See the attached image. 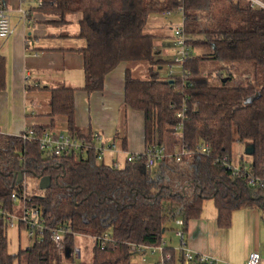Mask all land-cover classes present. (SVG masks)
<instances>
[{"label":"trees","instance_id":"1","mask_svg":"<svg viewBox=\"0 0 264 264\" xmlns=\"http://www.w3.org/2000/svg\"><path fill=\"white\" fill-rule=\"evenodd\" d=\"M0 2L4 7L5 1ZM32 10L55 16L49 21L53 24L67 23L69 14L79 16L74 37L84 41L77 48L84 76L80 90H102L106 74L121 62H144L141 77L125 69L120 116L124 118L126 107L142 112L145 148L133 160L98 158L90 147L95 132L74 121L77 88L28 86L49 93V123L30 128L41 135L60 117L65 132L88 148L53 155L39 149L37 139L0 133L3 210L20 213L25 197V204L37 206L43 218L40 240L10 253L7 216L0 215V264H134V245L160 244L177 218L186 232L187 222L200 216L204 200L213 201L221 227L229 225L236 209H264V188L235 178L221 165L224 156L231 159L235 143H251L254 152L240 164L248 163L253 175L264 176V8L251 7L247 0H35L25 11ZM174 11L182 14L191 51L179 73L163 77L161 61L153 56L155 36L144 29L149 16ZM207 61L215 63L211 75L203 71ZM4 86L5 58L0 55V90ZM250 96L255 98L246 102ZM182 107L180 118L176 113ZM114 137L123 149L125 137L120 131ZM204 144L207 154L198 150ZM160 146L167 155L147 167L145 149ZM180 151L188 153L175 160ZM18 173L22 179L16 183ZM43 176L50 177V185L41 190ZM28 179L34 180L30 188ZM58 226L71 230L64 235L63 249L52 239ZM104 233L111 240L103 249L93 244L89 261L79 260L81 253L76 256L70 249L77 235ZM164 252L170 255L165 264H182L181 251L166 246ZM190 264L217 263L195 259Z\"/></svg>","mask_w":264,"mask_h":264},{"label":"crops","instance_id":"2","mask_svg":"<svg viewBox=\"0 0 264 264\" xmlns=\"http://www.w3.org/2000/svg\"><path fill=\"white\" fill-rule=\"evenodd\" d=\"M4 1L3 8L13 31L9 37L0 38V55L5 58V86L0 90V133L19 135L26 128L49 123L48 91L28 90V86H68L77 88L74 93L76 126L98 132L117 145L116 151H105L103 158L123 159L127 153H141L145 148L142 112L126 107L124 118L120 114L125 69L144 70V62H121L106 74L102 90L92 93L80 90L84 76L82 56L77 48L84 41L74 37L79 16L69 14L67 23L53 24L49 21L56 19L55 16L32 10L23 21L21 10L32 9L35 0ZM168 15H151L146 23L144 31L157 39L155 54L162 51L158 48L162 45L160 37L164 36V27L170 22ZM52 129L62 131L63 119L57 118ZM116 131L125 137L123 149L120 139L114 137ZM203 202L200 216L187 222L186 247L214 259L217 264H245L248 253L256 251L260 264H264V209L259 206L236 209L231 213L229 225L221 227L213 201ZM172 244L166 241L167 247L174 248ZM133 253L134 264H142L140 256ZM157 258L148 260L154 262Z\"/></svg>","mask_w":264,"mask_h":264},{"label":"built area","instance_id":"3","mask_svg":"<svg viewBox=\"0 0 264 264\" xmlns=\"http://www.w3.org/2000/svg\"><path fill=\"white\" fill-rule=\"evenodd\" d=\"M251 7H261L264 8V2L262 0H247ZM27 12L25 10H21L20 19L25 21L26 20ZM13 31L10 17L6 13L5 9L2 7L0 2V38L5 39L11 35ZM186 36L183 31V21L180 26H178L174 31V60L172 63L182 64L190 56V47L186 44ZM179 71L174 72L172 70V65L169 64V71L168 74L179 73ZM185 107H182L176 113L177 117L183 118L184 116ZM181 128V122L175 128L176 133L179 132ZM23 138H30V139H37L39 149L44 150L53 155H63L69 154L73 151H82L86 149L84 142L78 140L77 138L69 135L65 131H55L53 129H46L44 130L41 135H37L33 128H26L22 133H20ZM94 144L90 145V147H94L98 152V158L104 156L105 151L111 150L116 151L117 145L113 139L106 140L104 136L100 133L94 134ZM88 148V147H87ZM198 150L204 154L209 152V146L207 144L199 146ZM188 152L180 151L176 152L175 160H179L181 155H186ZM136 154L138 153H127L126 158L128 160H133ZM146 156L145 165L147 167L152 166L156 163L157 160L163 158L167 153H165V149L163 146L160 147H147L144 151ZM221 165L224 166L226 169L230 170L232 176L235 178L244 179L249 185L252 186H261L264 188V176L258 177L252 174L251 167L248 163L237 165L232 163L231 159H228L227 156H224L221 159ZM113 166L117 167L118 162L115 160L113 161ZM11 199L16 201L17 196L15 192L11 193ZM28 199L24 197L23 204L20 206L19 212L20 213H6L3 210V206L0 204V215L4 214L7 216V225H14L13 220H16V223L19 222L25 223L27 225L28 236L33 240H40V236L42 234V222L43 218L41 217V213L37 206H27L25 201ZM175 224L177 228L174 230L175 235L179 238V245L176 247V250L181 251L183 253L182 257V264H190L195 259L200 261H207L209 263L215 262L214 259L206 257L204 255H200L197 253L192 252L186 247V240L184 231L182 228V219L177 218L175 220ZM71 230L69 227L58 226L53 233L52 239L56 243V245L63 249V238L66 233H70ZM83 236V235H82ZM90 237V236H86ZM93 241V244H98L100 249L104 248V245L107 241L111 240V237L108 234L102 235H95L90 237ZM166 240L162 239L161 243L158 245H145V244H137L134 245L132 251L136 252L140 256V262L142 264H165V259L168 258L170 255L168 252H164L166 248ZM72 252L78 256L81 253L80 248L73 244L70 248ZM155 256L158 255V258L154 262H148L147 256ZM245 264H260V255L256 251H251L248 253L246 257Z\"/></svg>","mask_w":264,"mask_h":264},{"label":"rangeland","instance_id":"4","mask_svg":"<svg viewBox=\"0 0 264 264\" xmlns=\"http://www.w3.org/2000/svg\"><path fill=\"white\" fill-rule=\"evenodd\" d=\"M156 15H160V14H156ZM168 19L170 20L171 23L169 22V24L164 27V36L160 37L162 45L159 46L158 49L162 51H160V53L158 54H155V52L153 54V56L157 60L161 61L160 63L161 68L159 69V72L163 77H165L168 74L169 64L172 65V70L174 72L179 71L181 68L180 64L172 63V61L174 60V52H175L174 31L182 23V14L180 11H174L169 14ZM156 41L157 39H155L153 46L156 44ZM154 49H156V47H154ZM214 66H215V63L213 64L212 62L207 61V63L203 66V71L206 74L209 73V75H211L210 72L212 71V68ZM134 72H135V75L139 77L143 76L144 74L143 69H136V71ZM168 148L171 149L172 147L169 146ZM242 158L244 159V161L249 160L248 155L244 154V145L241 143H235L232 146V150H231V161L232 163L239 165L241 163V160L243 161ZM26 183H27L28 188H30L34 184V180L28 179ZM13 222H14V225H9L7 228V236H8V241H9L8 251L10 253H16L19 248L21 249L25 248L33 242V239L28 236L27 229L26 228L20 229L18 228L16 220H13ZM170 226L172 227V229L176 228V225L174 224ZM172 229L171 230L168 229L163 233V239L168 241L169 243L172 241L174 243L172 244V246L176 249V246L179 245V238L175 235V232ZM75 245H77L81 250V256L79 260L89 261L91 259V248L93 245L92 239L90 237L77 235ZM156 256L158 257V255H155V256H150L148 258H155ZM133 258L134 256L132 255V259ZM148 258H147V261L149 262Z\"/></svg>","mask_w":264,"mask_h":264},{"label":"water","instance_id":"5","mask_svg":"<svg viewBox=\"0 0 264 264\" xmlns=\"http://www.w3.org/2000/svg\"><path fill=\"white\" fill-rule=\"evenodd\" d=\"M253 98H255V96L248 97L246 99V102L251 101ZM253 152H254L253 144L247 143V144L244 145V154H246V155H252ZM21 179H22V175H21V173H18V177L16 179V183H18L19 181H21ZM49 185H50V177L49 176H43L38 181V187L41 190L46 189ZM65 252L68 253L69 252V249H65Z\"/></svg>","mask_w":264,"mask_h":264}]
</instances>
